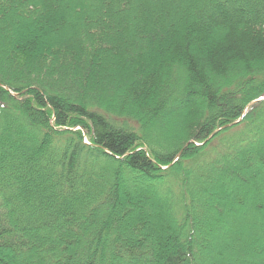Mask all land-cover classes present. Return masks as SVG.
Wrapping results in <instances>:
<instances>
[{
    "label": "trees",
    "instance_id": "trees-1",
    "mask_svg": "<svg viewBox=\"0 0 264 264\" xmlns=\"http://www.w3.org/2000/svg\"><path fill=\"white\" fill-rule=\"evenodd\" d=\"M263 97L264 0H0V264H264Z\"/></svg>",
    "mask_w": 264,
    "mask_h": 264
},
{
    "label": "rangeland",
    "instance_id": "rangeland-1",
    "mask_svg": "<svg viewBox=\"0 0 264 264\" xmlns=\"http://www.w3.org/2000/svg\"><path fill=\"white\" fill-rule=\"evenodd\" d=\"M258 163V162H257ZM260 165V164H259ZM246 167H250V169L254 172L256 169L255 168H253V166H252V164L251 165H245ZM240 167V166H239ZM237 170H238V168H237V165H236V167L232 170V172L230 173V174H224L223 172H215V173H213L210 177H207V179L206 178H204L203 179V181L206 183V184H211V192L213 191V189H214V185H213V183H212V181L210 180V179H214V178H216V177H221V176H223V174H224V177L226 178V180L228 181H230V182H233V179L236 177V172H237ZM256 178V177H255ZM132 180V182L131 183H129V187H128V190L130 191V192H133V191H136L135 189H137L138 187H142L143 185L144 186H147V183H146V181L144 182L142 179H140V178H138V177H134L133 179H131ZM130 180V181H131ZM234 183V182H233ZM259 186L258 185H256V189L258 188ZM225 188L226 189H228L229 190V183H226L225 184ZM197 190H198V193L199 194H202V188H198L197 187ZM220 200H221V202H223V201H226V200H223L222 198H219V202H220ZM153 201H155V204H156V202H157V204H159L160 205V203L161 202H159V200H157L156 198H154V200ZM227 202V201H226ZM225 203V202H224ZM223 203V204H224ZM232 205H233V203H232ZM251 205V210H252V206L254 207V206H256V200H254L253 199V202L250 204ZM221 206H223V205H221ZM225 207L224 208H226L225 210L226 211H224L225 213H232V209H230L228 206H227V204H225L224 205ZM156 208V207H155ZM255 208V207H254ZM223 210V208H218V209H216L215 211H213V212H209V214H208V216H214L215 215V212H216V214H217V212L219 213V211L220 210ZM256 209V208H255ZM250 210V211H251ZM120 213V212H119ZM220 213H222V211H220ZM263 216V215H262ZM262 218H264V217H262ZM248 223V222H247ZM251 223H248L247 225H250ZM218 234L220 235V237H223V233H222V231L221 230H218ZM228 239V238H227ZM229 240H231V239H229ZM211 242H212V244L213 245H217V246H219V247H221L223 250H226L227 248H231L232 246V243H230V244H228V245H224L223 244V242H221V240H213V239H211L210 240ZM204 246V245H203ZM204 249H205V247H204ZM205 263V262H204ZM118 264H125L124 263V260H120V262H118Z\"/></svg>",
    "mask_w": 264,
    "mask_h": 264
}]
</instances>
